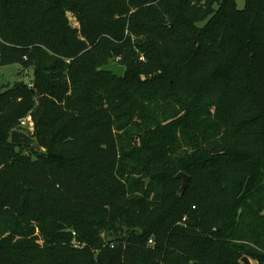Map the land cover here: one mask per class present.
I'll use <instances>...</instances> for the list:
<instances>
[{"label":"trees","instance_id":"1","mask_svg":"<svg viewBox=\"0 0 264 264\" xmlns=\"http://www.w3.org/2000/svg\"><path fill=\"white\" fill-rule=\"evenodd\" d=\"M0 64V264H264V0H0Z\"/></svg>","mask_w":264,"mask_h":264},{"label":"water","instance_id":"2","mask_svg":"<svg viewBox=\"0 0 264 264\" xmlns=\"http://www.w3.org/2000/svg\"><path fill=\"white\" fill-rule=\"evenodd\" d=\"M99 70L104 71V72L113 73L117 77L121 78L125 73V66L118 63L114 58H111V59H109L108 63L101 66L99 68ZM22 83L23 82H19V84H22ZM10 141H11V143H13L17 146L25 145V146L32 147V148H34V150L36 152L42 151V148H41L40 144L38 143L37 138H35L33 135L27 133L24 130L13 129L11 131ZM176 178L181 179V181H182L180 191H179L182 194L186 190V188L189 184L190 177H189V175L185 174L184 172H179L176 175ZM148 182H149V180L147 179L146 180V186H148ZM243 261L246 264H252L251 260L247 256H245L243 258ZM193 264H197V263H193Z\"/></svg>","mask_w":264,"mask_h":264},{"label":"rangeland","instance_id":"3","mask_svg":"<svg viewBox=\"0 0 264 264\" xmlns=\"http://www.w3.org/2000/svg\"><path fill=\"white\" fill-rule=\"evenodd\" d=\"M237 7L239 9H243L246 4V0H236ZM68 16L73 20L74 23H76L75 18H72L71 14L68 13ZM32 70L31 69H23L18 64H10V65H2L0 64V92L6 90L9 87L14 86L17 82H25V83H32ZM20 130H24L29 134H33L34 132V123L33 124H27L26 126H23ZM42 150H44L42 148ZM149 180L148 184L150 183V179L146 178L145 180ZM251 260V259H250ZM197 263L198 262H193ZM192 263V264H193ZM252 264H258V262L251 260Z\"/></svg>","mask_w":264,"mask_h":264},{"label":"built area","instance_id":"4","mask_svg":"<svg viewBox=\"0 0 264 264\" xmlns=\"http://www.w3.org/2000/svg\"><path fill=\"white\" fill-rule=\"evenodd\" d=\"M29 86H32V83H29ZM27 124H33L31 117H27L21 121V126H26ZM149 242L153 243V239H150Z\"/></svg>","mask_w":264,"mask_h":264}]
</instances>
